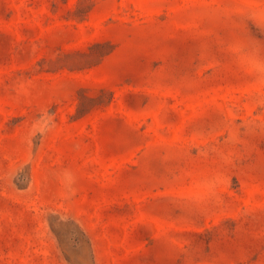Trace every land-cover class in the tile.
<instances>
[{
    "label": "rangeland",
    "instance_id": "obj_1",
    "mask_svg": "<svg viewBox=\"0 0 264 264\" xmlns=\"http://www.w3.org/2000/svg\"><path fill=\"white\" fill-rule=\"evenodd\" d=\"M0 264H264V0H0Z\"/></svg>",
    "mask_w": 264,
    "mask_h": 264
}]
</instances>
